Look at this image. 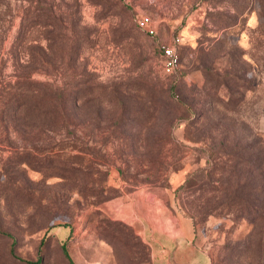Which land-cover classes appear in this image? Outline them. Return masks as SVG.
I'll list each match as a JSON object with an SVG mask.
<instances>
[{"label":"rangeland","instance_id":"rangeland-1","mask_svg":"<svg viewBox=\"0 0 264 264\" xmlns=\"http://www.w3.org/2000/svg\"><path fill=\"white\" fill-rule=\"evenodd\" d=\"M138 189L193 218L211 264H264V219L227 203L264 198V0H0V264H72L64 242L155 264L118 209Z\"/></svg>","mask_w":264,"mask_h":264},{"label":"crops","instance_id":"crops-1","mask_svg":"<svg viewBox=\"0 0 264 264\" xmlns=\"http://www.w3.org/2000/svg\"><path fill=\"white\" fill-rule=\"evenodd\" d=\"M130 197L119 212L149 242L155 264H211L190 215L151 191L138 189Z\"/></svg>","mask_w":264,"mask_h":264},{"label":"trees","instance_id":"trees-1","mask_svg":"<svg viewBox=\"0 0 264 264\" xmlns=\"http://www.w3.org/2000/svg\"><path fill=\"white\" fill-rule=\"evenodd\" d=\"M162 58V55H161ZM174 72V71H173ZM72 90L69 89V87L65 84H63L59 90H58V95L61 97V107L63 110H66V105L68 104V101L70 99V96L72 94ZM161 93H163L161 91ZM162 99L167 102L169 100L168 98V94L167 96L161 94V98L160 100L162 101ZM248 185L255 187V185H258L256 183L255 180L253 179H248L245 181ZM257 190L253 189V192L247 195H242L239 193H234L233 196H229L228 200V204H232V205H237L236 208L241 211L243 214H245L248 218H250L251 221L253 222H258L264 219V198L263 199H259L257 196L258 193H255ZM260 195V194H259ZM239 204V205H238ZM7 233V232H6ZM8 235L12 236L11 233H8ZM113 236H115L116 238H118L119 236H117L116 234H113ZM43 243V240L41 241V244ZM15 244H16V239H13L12 244H11V252L16 254L15 252ZM63 246V250L66 254V256L69 258L70 262L72 264H75L70 253L68 250V247L66 245V243L64 242L62 244ZM28 262L33 263V264H40L43 261V256L42 254L39 252L38 256L36 259H26Z\"/></svg>","mask_w":264,"mask_h":264},{"label":"built area","instance_id":"built-area-1","mask_svg":"<svg viewBox=\"0 0 264 264\" xmlns=\"http://www.w3.org/2000/svg\"><path fill=\"white\" fill-rule=\"evenodd\" d=\"M138 23L142 29L150 34L157 33V26L153 18L148 14H143L138 18ZM181 35L175 36L171 41H163L160 44L163 67L167 72H173L180 64L178 44L181 43Z\"/></svg>","mask_w":264,"mask_h":264}]
</instances>
